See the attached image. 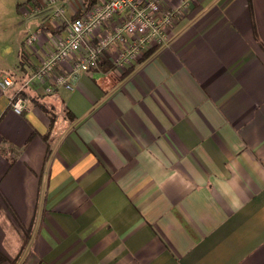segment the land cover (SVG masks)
<instances>
[{
    "label": "crops",
    "instance_id": "crops-1",
    "mask_svg": "<svg viewBox=\"0 0 264 264\" xmlns=\"http://www.w3.org/2000/svg\"><path fill=\"white\" fill-rule=\"evenodd\" d=\"M52 14L0 0V264H264V0H194L74 90L32 78Z\"/></svg>",
    "mask_w": 264,
    "mask_h": 264
},
{
    "label": "built area",
    "instance_id": "built-area-1",
    "mask_svg": "<svg viewBox=\"0 0 264 264\" xmlns=\"http://www.w3.org/2000/svg\"><path fill=\"white\" fill-rule=\"evenodd\" d=\"M79 1L84 12L74 18L77 10L70 0L60 5V0H47V6L53 7L51 20L57 26H66V31L52 35L51 48L34 73V80H50L55 86L74 90L80 76L103 60H111L115 69L131 67L149 50L167 44L170 30L194 0H180L176 6L168 5V0H101L90 8L88 0ZM38 11L31 7L25 14ZM38 37L33 33L26 43L33 45ZM66 63L72 65L71 70L57 74V69ZM12 85L9 78L0 82L4 90ZM46 91L52 92V86ZM25 106L24 99L13 97L12 109L16 113Z\"/></svg>",
    "mask_w": 264,
    "mask_h": 264
},
{
    "label": "rangeland",
    "instance_id": "rangeland-1",
    "mask_svg": "<svg viewBox=\"0 0 264 264\" xmlns=\"http://www.w3.org/2000/svg\"><path fill=\"white\" fill-rule=\"evenodd\" d=\"M33 1H34V0H33ZM75 1H77L78 4H79V7L82 8L80 1H79V0H75ZM90 1H91V0H88V3H87V7H88V8L92 7V6H89V2H90ZM99 1H101V0H99ZM70 2H72V1L70 0ZM81 12H82V15H83L84 10L82 9ZM44 13H45V12H44ZM44 13H42V14H44ZM32 14H33V13H32ZM30 15H31V14H30ZM40 15H41V14H40ZM82 15H77V13H76V14L74 15V18H75V17H80V16H82Z\"/></svg>",
    "mask_w": 264,
    "mask_h": 264
},
{
    "label": "trees",
    "instance_id": "trees-1",
    "mask_svg": "<svg viewBox=\"0 0 264 264\" xmlns=\"http://www.w3.org/2000/svg\"><path fill=\"white\" fill-rule=\"evenodd\" d=\"M27 1H33V0H27ZM34 1H35V0H34ZM37 2H39V0H37ZM98 2H99V0H91V1L89 2V6L96 5Z\"/></svg>",
    "mask_w": 264,
    "mask_h": 264
},
{
    "label": "clouds",
    "instance_id": "clouds-1",
    "mask_svg": "<svg viewBox=\"0 0 264 264\" xmlns=\"http://www.w3.org/2000/svg\"><path fill=\"white\" fill-rule=\"evenodd\" d=\"M178 175H179L178 172H173L170 178H174V177H176V176H178Z\"/></svg>",
    "mask_w": 264,
    "mask_h": 264
}]
</instances>
